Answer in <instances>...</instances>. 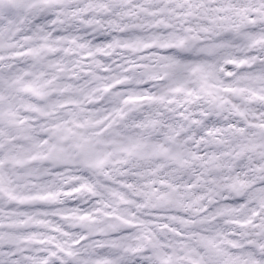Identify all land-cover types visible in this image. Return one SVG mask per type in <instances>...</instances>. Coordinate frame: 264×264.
Masks as SVG:
<instances>
[{
	"label": "snow or ice",
	"instance_id": "6c2138e0",
	"mask_svg": "<svg viewBox=\"0 0 264 264\" xmlns=\"http://www.w3.org/2000/svg\"><path fill=\"white\" fill-rule=\"evenodd\" d=\"M0 264H264V0H0Z\"/></svg>",
	"mask_w": 264,
	"mask_h": 264
}]
</instances>
